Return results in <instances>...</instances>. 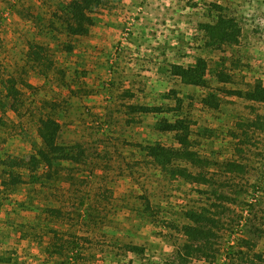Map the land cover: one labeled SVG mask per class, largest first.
Listing matches in <instances>:
<instances>
[{"label":"rangeland","instance_id":"obj_1","mask_svg":"<svg viewBox=\"0 0 264 264\" xmlns=\"http://www.w3.org/2000/svg\"><path fill=\"white\" fill-rule=\"evenodd\" d=\"M71 1L0 0V81L15 77L21 93L20 114L0 94L6 104L0 109V156L27 158L38 139L39 116L49 112L61 123L64 141L83 143L87 169L93 170L90 186L73 180L53 198L58 207L67 201L68 213L89 192L93 198L91 226L74 219H66V229L61 222L53 225L68 240L75 234L80 248L75 264H182L174 252L184 238L174 226L186 222L183 213L190 208L214 203L232 210L219 240L227 257L186 264H264V103L221 91L264 86V0H103L84 36L66 31ZM213 4L238 20L237 43L209 45L201 26L211 23ZM32 43L45 48L46 64L56 65L48 79L27 65ZM200 59L207 61L216 108L203 102L208 89L185 85L171 73L175 64L190 66ZM222 71L231 76L227 84L218 81ZM176 95L196 123L197 150L212 162L208 186L173 180L144 152L153 142L173 145V134L154 128L161 118L180 113L132 114L129 106H175ZM26 195L22 190L21 199ZM15 208L0 206V264H46L41 247L16 231L28 221L44 222L46 215ZM238 238L247 239L249 247H230ZM126 244L142 248L144 255L128 252Z\"/></svg>","mask_w":264,"mask_h":264},{"label":"trees","instance_id":"obj_2","mask_svg":"<svg viewBox=\"0 0 264 264\" xmlns=\"http://www.w3.org/2000/svg\"><path fill=\"white\" fill-rule=\"evenodd\" d=\"M102 2L103 0H72L65 8L67 33L72 36L88 35L93 15ZM212 8L211 23L201 26L208 37L209 45L221 49L225 45L237 43L241 32L238 20L220 4H213ZM43 51H45L43 46L29 44L27 65H29L30 71H38L45 79H48L50 72L56 68V65L54 63L46 64V58L42 56ZM171 73L185 85L208 89L209 92L203 102L210 108L217 107L216 101L211 99L206 60L200 59L196 64L190 66L175 64L172 66ZM231 80V76L224 71L218 74L220 83L227 84ZM17 81L13 76L7 80H1L0 94L5 93L3 98L11 99V103L8 104L9 109L20 114L21 93L16 87ZM20 83L29 90H35L34 86L28 84L27 79H20ZM221 91H224L228 96L264 103V86L261 85L253 86L248 90L223 89ZM174 98L175 106L169 104L153 107L129 106L132 114L165 113L175 115L180 113L174 119L161 118L156 122L154 128L160 133L173 134V145L168 146L160 142H153L144 148V152L152 165L161 169L173 180H183L189 184L208 186L212 179H209L206 169L208 166H212V162L202 158L196 148V142L192 138L193 127H196V123L183 112V99L177 95ZM46 103L49 105V102ZM4 105L6 104L0 101L1 110H3ZM51 109L54 110V108ZM53 114L49 112L39 116L37 121L38 139L31 142L32 153L27 158L8 156L7 159H3L0 156V166L3 167L0 174V194L3 195L0 198L2 200L0 206L16 205L22 210L43 211V214L46 215L43 219L44 222L28 221L19 224L16 231L21 234L23 239L34 240L41 247L45 254L46 264H52L54 260L59 264H75L80 254L75 234L69 233L73 238L68 240L65 238L66 232L61 233L53 225L61 222L60 227L66 229V219L70 221L74 219L80 224L91 226L94 215L96 216L94 214L96 208H92L90 203L93 198L91 199L92 196L88 191L86 198L82 197L79 200L73 213H68L67 201L60 200L62 205L58 207L53 203V198L58 197L56 193H65L66 188L62 184L68 183L73 186L75 184L73 180H81L90 186L93 170L87 169L88 154L83 143L64 141L61 123ZM231 167L237 168L233 164ZM86 173L89 176H86ZM24 189H26L27 195L21 199L20 193ZM59 197L61 198V196ZM220 197L228 200L223 194H220ZM43 200L44 203H41ZM17 208H15L16 211ZM145 210L151 212L149 200H147ZM229 211H232L230 207L214 203L211 204V208H190L184 212L186 222L181 227L174 226L184 238L182 244L178 242L175 244L177 250L174 252V260L182 264H186L188 260L194 258L208 263L222 262V257L226 258L227 255L224 254L219 240L221 231L227 229L226 214ZM233 241L235 242L229 243L230 247L243 245L249 247L247 239L238 238L237 241L236 239ZM125 249L131 253L144 255V250L135 245L126 244Z\"/></svg>","mask_w":264,"mask_h":264}]
</instances>
